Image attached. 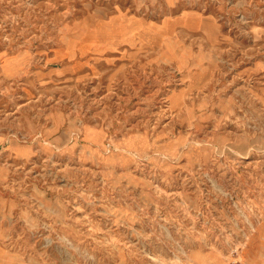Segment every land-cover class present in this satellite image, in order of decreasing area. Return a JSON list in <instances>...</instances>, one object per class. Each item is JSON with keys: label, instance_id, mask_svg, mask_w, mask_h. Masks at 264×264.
Returning a JSON list of instances; mask_svg holds the SVG:
<instances>
[{"label": "rangeland", "instance_id": "374dc122", "mask_svg": "<svg viewBox=\"0 0 264 264\" xmlns=\"http://www.w3.org/2000/svg\"><path fill=\"white\" fill-rule=\"evenodd\" d=\"M0 138V264L245 263L264 0H0Z\"/></svg>", "mask_w": 264, "mask_h": 264}, {"label": "crops", "instance_id": "0c3cea01", "mask_svg": "<svg viewBox=\"0 0 264 264\" xmlns=\"http://www.w3.org/2000/svg\"><path fill=\"white\" fill-rule=\"evenodd\" d=\"M135 139V138H133ZM1 144V138H0ZM29 148H23L21 146H16L10 149V152L14 154H23L27 152ZM1 156V154H0ZM2 161L0 160V169H2ZM251 238L247 243V247L245 249V256L251 264H264V222L259 224L251 234ZM245 260L244 264H249Z\"/></svg>", "mask_w": 264, "mask_h": 264}, {"label": "built area", "instance_id": "2783aa9c", "mask_svg": "<svg viewBox=\"0 0 264 264\" xmlns=\"http://www.w3.org/2000/svg\"><path fill=\"white\" fill-rule=\"evenodd\" d=\"M233 251L234 252L232 253L230 259L227 261V264H244L241 256H239L236 248Z\"/></svg>", "mask_w": 264, "mask_h": 264}, {"label": "bare ground", "instance_id": "6f19581e", "mask_svg": "<svg viewBox=\"0 0 264 264\" xmlns=\"http://www.w3.org/2000/svg\"><path fill=\"white\" fill-rule=\"evenodd\" d=\"M133 141V140H132Z\"/></svg>", "mask_w": 264, "mask_h": 264}]
</instances>
